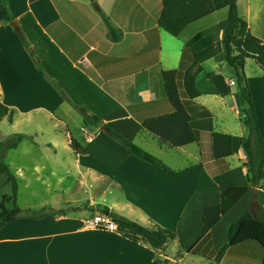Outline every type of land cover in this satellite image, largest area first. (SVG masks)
Returning a JSON list of instances; mask_svg holds the SVG:
<instances>
[{
	"label": "crops",
	"instance_id": "crops-1",
	"mask_svg": "<svg viewBox=\"0 0 264 264\" xmlns=\"http://www.w3.org/2000/svg\"><path fill=\"white\" fill-rule=\"evenodd\" d=\"M8 6L32 51L18 41L12 22L0 9V102L16 113L45 112L56 120H71L78 112L63 99L56 83L74 104L177 175L132 156L101 127H86L83 122L81 145L88 155L72 151L74 170L57 172L51 167L45 173L48 188L61 192L63 199L42 208L72 209L61 216L8 223L0 230V264H182L190 256L218 264L209 257L228 243L230 226L249 210L256 218L264 215L263 181L219 221L208 240L203 239L205 208L220 202L222 190L248 186L242 142L249 129L240 119L243 98L225 52L205 62L197 77L202 93L192 108L197 143L175 149L161 146L142 130L141 120L173 111L162 73L177 71L182 81L194 52L217 43L224 46L228 10L213 13L174 37L158 25L162 0H9ZM238 9L252 34L264 41V0H238ZM100 12L123 32L120 42L108 38ZM214 27L215 32L186 48L196 35ZM34 56L47 76L39 73ZM253 62L247 60L245 73L264 140V70ZM198 106L211 116H198L202 112ZM214 132L233 139V155L225 160L228 170L218 174L212 173L223 166L213 158ZM45 146L56 151L54 144ZM34 173L43 174L38 168ZM98 206L145 227L171 230L178 240L155 250L118 232L93 229L87 222L101 214ZM192 249L201 255H189ZM261 259V250L244 245L228 251L221 264H260Z\"/></svg>",
	"mask_w": 264,
	"mask_h": 264
},
{
	"label": "trees",
	"instance_id": "trees-1",
	"mask_svg": "<svg viewBox=\"0 0 264 264\" xmlns=\"http://www.w3.org/2000/svg\"><path fill=\"white\" fill-rule=\"evenodd\" d=\"M9 0H0V9L6 15L8 21H16L9 6ZM162 13L158 22L161 29L174 37H179L191 24L220 11L228 10V27L225 32L223 44L217 43L198 50L193 54V62L183 75V80L178 78L177 71H165L162 73L164 88L167 99L173 111L169 114L159 115L141 120L142 130L157 138L160 145L170 149L182 148L199 141L198 133L194 129L192 108L196 107L195 100L202 96L197 88V77L203 72V64L221 52H225L227 65L235 71L237 86L243 98V107L240 111V119L249 129V136L243 140L242 145L248 158V186L233 187L222 190L220 202L216 205L206 207L203 213V239L208 240L211 231L219 221L250 191H255L262 186L264 181V140L261 137L257 114L253 102L252 92L245 73L247 60H254L264 70V41L254 36L249 24L240 17L238 0H162ZM103 21L108 28V38L113 42H120L123 32L113 25L109 17L100 12ZM216 27L199 33L190 44H194L205 35L215 32ZM18 41L28 50L32 51L29 42L20 29L15 31ZM38 71L42 76H47L41 66L40 59L33 57ZM213 74H209L211 78ZM54 86L61 96L67 101L83 118L86 127H104L102 131L118 142L132 156L163 169L170 175H177L163 162L142 149L137 144L129 141L115 132L96 115L90 114L86 109L74 104L69 95ZM202 112L198 116L210 117L211 113L204 107H199ZM16 111L0 102V123L6 118L10 124L14 123ZM32 141V137L23 134L10 136L0 147L7 150H17L23 141ZM69 145L76 155L85 156L88 152L71 134ZM233 139L231 135L216 133L212 134V151L215 162L223 165L218 174L228 170L225 160L233 155ZM0 174L5 175L11 185V194L4 195L0 203V230L8 223L17 219H42L47 216H61L65 212H55L52 209L22 210L18 206L19 180L12 172L10 166L0 162ZM256 200L254 201V203ZM101 214L109 215L119 225L118 233L134 243H144L155 250H162L167 245L178 240V236L171 230L154 225L145 227L125 217L113 214L108 207L98 206ZM244 245H254L262 252L260 264H264V215L256 218L251 210L247 211L228 230V243L210 260L222 261L225 254ZM181 251L184 248L181 247ZM182 252L179 255H182ZM189 255H201L196 249L188 251ZM203 256V255H202ZM214 258V259H212ZM156 264H165L157 261Z\"/></svg>",
	"mask_w": 264,
	"mask_h": 264
},
{
	"label": "rangeland",
	"instance_id": "rangeland-1",
	"mask_svg": "<svg viewBox=\"0 0 264 264\" xmlns=\"http://www.w3.org/2000/svg\"><path fill=\"white\" fill-rule=\"evenodd\" d=\"M94 3H97V1H94ZM253 63L256 65L255 62ZM61 118L59 120L62 121L56 120L45 112L16 113L13 124H10L6 118L0 123V143L15 134L32 137V141H23L17 150H7L0 147V162L8 164L19 180L18 206L21 209L28 208L24 210L39 211L45 209L42 206L58 205L63 199L61 192H52L48 188L45 173H48L51 167H54L57 172L69 168L74 170L75 155L69 146V138L71 134L82 143V128L84 125L82 117L76 112L71 120ZM35 143L39 146L33 145ZM48 144H54L56 151L54 152L51 148L45 146ZM35 168L41 170L43 174L37 176L34 173ZM10 194L11 185L7 177L0 174V203L4 195ZM71 209L72 207H65L52 210L65 212ZM85 209L91 211V207L88 205L85 206ZM215 262L221 264L216 259ZM182 264H208V262L202 258L190 256Z\"/></svg>",
	"mask_w": 264,
	"mask_h": 264
},
{
	"label": "built area",
	"instance_id": "built-area-1",
	"mask_svg": "<svg viewBox=\"0 0 264 264\" xmlns=\"http://www.w3.org/2000/svg\"><path fill=\"white\" fill-rule=\"evenodd\" d=\"M87 225L93 229L103 230V231H112L118 232L119 225L113 220V218L106 214H97L90 221L87 222Z\"/></svg>",
	"mask_w": 264,
	"mask_h": 264
},
{
	"label": "water",
	"instance_id": "water-1",
	"mask_svg": "<svg viewBox=\"0 0 264 264\" xmlns=\"http://www.w3.org/2000/svg\"><path fill=\"white\" fill-rule=\"evenodd\" d=\"M93 5H94V7H95L96 9H99L97 3H94ZM11 26H12L15 30H18V29H19V24H18L17 21L12 22V23H11ZM101 128H102V130L105 129L104 127H101Z\"/></svg>",
	"mask_w": 264,
	"mask_h": 264
}]
</instances>
